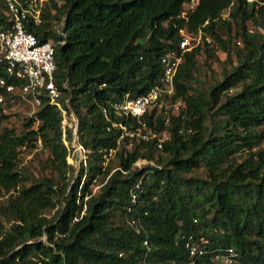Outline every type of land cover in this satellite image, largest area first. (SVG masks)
<instances>
[{"label":"trees","instance_id":"obj_1","mask_svg":"<svg viewBox=\"0 0 264 264\" xmlns=\"http://www.w3.org/2000/svg\"><path fill=\"white\" fill-rule=\"evenodd\" d=\"M188 2L43 0L42 22L27 30L54 42L67 122L43 93L22 129L4 126L6 106L31 95L0 64V77L17 86L0 108V264H184L190 236L207 240L196 264H220L214 257L227 247L245 264H264V35L247 25L264 26V0H200L184 16ZM11 24L0 0V29ZM183 28L202 40L174 78L170 99L180 107L142 118L170 138L162 147L157 137L119 144L121 129L108 127L138 120L114 105L162 86V58L181 52ZM233 28L235 45L244 44L237 64L202 87L198 56L211 45L227 52ZM75 129L88 155L76 175ZM44 152L41 172L56 177L30 169ZM202 167L206 177L193 174Z\"/></svg>","mask_w":264,"mask_h":264},{"label":"built area","instance_id":"obj_2","mask_svg":"<svg viewBox=\"0 0 264 264\" xmlns=\"http://www.w3.org/2000/svg\"><path fill=\"white\" fill-rule=\"evenodd\" d=\"M199 1L189 0L183 15L185 16L189 11H192ZM5 3L11 15L12 24L9 27L0 29V64L5 66L10 77L22 81L19 87L20 91L25 95L30 94V99L36 106L41 104V94L45 93L49 97L50 102L62 110L65 116L64 123H66L67 113L63 109L61 102L62 91L55 77L57 62L55 59L54 42L49 40L42 43L34 33L27 30V23L30 20L36 24L42 22L43 0H40L39 3L37 0H33L26 5L19 0H5ZM180 34L182 36L181 52H169L162 58L164 67L161 78L162 86L153 88L143 96L127 98L123 102H118L114 105L116 113L120 116H131L138 120V123L132 125H127L123 122H112L108 127V130L114 127L121 129L119 144L126 138L131 141H149L157 137L158 146L162 147L163 143L170 138V134L166 131L154 133L149 130L148 124L142 118L155 107L159 109H162L164 106L167 108L174 107L175 110H178L180 107V101H172L170 99L175 93L174 78L179 66L183 62L184 53L192 50L201 42L202 32L194 34L183 28L180 30ZM208 40L210 41V38ZM0 86L4 89V92H0L1 108L6 103L7 94L16 92L17 86L6 77H0ZM105 114L106 118L110 120L107 111H105ZM74 133L75 138L72 148H69L68 161L76 165H80L83 162L86 165L87 150L78 142L76 129ZM41 145L42 143L39 140V146L41 147ZM115 152L116 149H111L106 156L107 160ZM146 163L148 161L141 159L136 164L142 165ZM132 223L135 224V220ZM206 243L207 240L204 238L198 240L190 236L186 241V247L189 250V260L184 264H196L207 252L205 249ZM214 258L220 264H245L240 253L233 247L223 249Z\"/></svg>","mask_w":264,"mask_h":264},{"label":"rangeland","instance_id":"obj_3","mask_svg":"<svg viewBox=\"0 0 264 264\" xmlns=\"http://www.w3.org/2000/svg\"><path fill=\"white\" fill-rule=\"evenodd\" d=\"M248 29L251 31H255L257 34L264 35V26H259L257 24H254L252 21H249L247 23ZM236 30L233 28L232 33L229 35L224 34V37H228L229 42H227L228 51H223L218 45H211L210 47H213L214 50L211 51V53H208L203 48V52L198 56V70H197V77L200 80V84L202 87L207 88L210 83H213L216 79L222 78L223 69H230L233 65L237 64V51L238 49H242L244 47L243 43H237L238 45H235V41L241 40V38H237L235 36ZM242 41V40H241ZM37 106L34 104V102L31 99L28 100H17L14 103L6 106V113L9 115V118L4 122V126H13L18 129H22L24 121L33 115L34 111L36 110ZM264 147V142L262 144ZM49 155L48 152L39 153L37 155H34L32 158V162H30V169L31 171L36 175H47V176H54V173H52L50 170H47L46 173H42V164L41 161L45 160L47 156ZM30 157V156H29ZM77 158V157H76ZM116 158L110 161V165L116 166ZM76 171L75 175L78 173V165H75ZM196 176L200 177H206L207 170L205 167H202L193 173ZM72 176V172H71ZM99 185H94L93 189L96 191L98 189ZM3 199V197L0 194V201ZM52 212H48V214H51Z\"/></svg>","mask_w":264,"mask_h":264}]
</instances>
